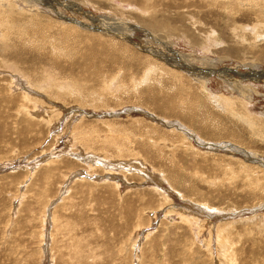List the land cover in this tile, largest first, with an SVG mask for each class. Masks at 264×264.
Wrapping results in <instances>:
<instances>
[{
  "label": "rangeland",
  "instance_id": "rangeland-1",
  "mask_svg": "<svg viewBox=\"0 0 264 264\" xmlns=\"http://www.w3.org/2000/svg\"><path fill=\"white\" fill-rule=\"evenodd\" d=\"M0 264H264V0H0Z\"/></svg>",
  "mask_w": 264,
  "mask_h": 264
},
{
  "label": "bare ground",
  "instance_id": "bare-ground-1",
  "mask_svg": "<svg viewBox=\"0 0 264 264\" xmlns=\"http://www.w3.org/2000/svg\"><path fill=\"white\" fill-rule=\"evenodd\" d=\"M263 10V9H262ZM115 26H118V25H115ZM103 27H105L104 25H103ZM107 29V28H106ZM222 77V76H221ZM107 164V163H106Z\"/></svg>",
  "mask_w": 264,
  "mask_h": 264
}]
</instances>
